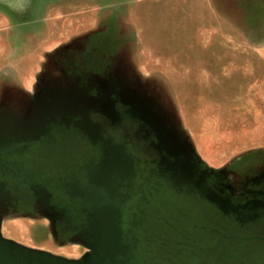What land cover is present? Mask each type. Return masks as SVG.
Instances as JSON below:
<instances>
[{
  "label": "water",
  "instance_id": "1",
  "mask_svg": "<svg viewBox=\"0 0 264 264\" xmlns=\"http://www.w3.org/2000/svg\"><path fill=\"white\" fill-rule=\"evenodd\" d=\"M92 86L60 85L24 119L0 107V201L34 200L90 249L0 236V264H264V190L233 193L142 91Z\"/></svg>",
  "mask_w": 264,
  "mask_h": 264
},
{
  "label": "rangeland",
  "instance_id": "2",
  "mask_svg": "<svg viewBox=\"0 0 264 264\" xmlns=\"http://www.w3.org/2000/svg\"><path fill=\"white\" fill-rule=\"evenodd\" d=\"M173 24L186 28L190 41L211 46H169L164 40L162 46L153 47L143 37L147 26L152 32L161 28L162 34L155 31V40L169 38ZM78 43L96 46V52L115 59L113 64L124 72L130 87L156 102L200 162L220 170L235 191L243 190L254 172H264V79L257 74L247 78L238 70L230 75L231 69L227 74L218 72L220 80L195 75L191 80L196 84L188 85L179 102L181 95L174 87L180 93L184 79L173 78L175 67L183 70L176 61L185 54L195 60L218 55L245 64L246 57L256 60L264 55V0H0V104L7 102L8 88L32 91L35 80L50 68L51 54L59 55ZM165 69L169 86L162 77ZM199 85L209 87L204 95L191 90ZM189 113L196 128L208 123L205 133L211 142L198 139L205 155L195 141L196 129L186 124L184 116ZM218 115L220 121L227 118L223 120L227 124L215 133L210 124ZM226 140L233 142L220 151ZM0 236L68 260L80 259L90 249L77 233L57 225L37 202L19 196L0 201Z\"/></svg>",
  "mask_w": 264,
  "mask_h": 264
},
{
  "label": "flooded vegetation",
  "instance_id": "3",
  "mask_svg": "<svg viewBox=\"0 0 264 264\" xmlns=\"http://www.w3.org/2000/svg\"><path fill=\"white\" fill-rule=\"evenodd\" d=\"M72 45L69 50L59 52L57 55L51 54L49 58L50 68L42 72L41 76L35 80L34 88L29 92V89L23 87L19 93L7 89V102H2L0 107H4L7 111V117H16L24 119L29 110L36 107L43 98L50 95L49 91L54 92L58 86L63 87L71 85H88L89 82L93 85L90 89L85 90L86 96L96 94L94 86L102 84L106 87L118 90H132L127 82V77L123 71H120L119 66L113 64L115 62L112 57L96 52V46L87 45ZM94 45V44H92ZM112 63V64H111ZM81 89L83 87H80ZM111 100L115 99L114 95H110ZM114 109L120 110L119 103L114 102ZM91 118L99 122L101 115L91 113ZM101 123V121H100ZM115 125H122V122H117ZM253 178L246 180V187L243 190L235 191L230 186L233 193L243 194L248 190L263 189L264 190V172L257 171ZM223 178V175L221 176ZM224 179V178H223ZM225 181V180H224ZM228 185V183H226Z\"/></svg>",
  "mask_w": 264,
  "mask_h": 264
},
{
  "label": "crops",
  "instance_id": "4",
  "mask_svg": "<svg viewBox=\"0 0 264 264\" xmlns=\"http://www.w3.org/2000/svg\"><path fill=\"white\" fill-rule=\"evenodd\" d=\"M139 5V4H138ZM142 5V4H141ZM132 7V8H131ZM130 9L133 11V7L134 5L132 6L131 5ZM144 8V6H138V8ZM174 22H178V21H174ZM145 28L142 29V31H144V34H143V37L145 38H148L147 40H149V42L151 43V46L155 47V46H162L163 45V42L164 40L165 41H168L169 42V46H177V47H187L188 45L189 46H194L195 42L193 41H190L188 39V36H187V32L184 31L186 30V28L184 27H181L179 26L178 24H173L172 25V28L171 26L169 27V38H166V37H162L161 39L159 40H155V37L153 35H155V31L156 33L158 34H162L161 33V28H156V29H153V32H152V28H149L147 26H144ZM126 32V31H124ZM217 36V35H216ZM124 40L128 39V38H124ZM151 39V40H150ZM129 41H132L129 40ZM215 42V40H214ZM192 43V44H190ZM194 44V45H193ZM131 45V43H129V46ZM197 46H201V47H206V46H211L210 42H206V44H202L201 42L199 44H197ZM213 46L215 47V43L213 44ZM218 46V45H217ZM154 57H150V60H153ZM222 58L218 55H215V56H207V57H202V56H198V59L195 60L194 57H191V56H188L187 54H185V57L181 56L179 60L176 61L177 64H181L182 65V71H180V68L179 67H173L174 68V72H173V78L175 79H178V78H182L184 79L183 82H182V85H181V88H180V93L178 92L177 90V87L175 86L174 87V90H175V94L178 96V95H181L180 97L178 96V101L180 102V100L184 99V93H185V90L187 89H190V86L188 87V85H194L196 83L192 82V77L197 75L199 77H203V78H216L217 80H220L221 78L219 77V74L218 72H222V73H226V70L229 71L231 69V72H228V74L230 75H233L236 73V71H233V70H238L242 73H244L247 78H250L252 76H255L256 74L258 76H260L261 78L264 79V55H261L259 58H256V60L254 59H250V58H247L246 57V61H248L249 63L248 64H251V65H248V64H245L242 60L241 61H238L236 58L235 59H231V61H227V60H221ZM254 60V61H253ZM154 62V61H153ZM256 62V63H260L261 65L258 66V65H253V63ZM196 63V65H195ZM229 65H226L228 64ZM244 63V64H243ZM196 66V69L197 70H193V68ZM169 68V67H168ZM255 68V69H253ZM253 69V70H252ZM193 70V71H192ZM155 72V70H154ZM158 74V73H157ZM165 80V84L167 86H169V69L164 71V74L162 76ZM172 77V76H171ZM216 84V86L219 85L220 81H214ZM261 87V86H260ZM167 88V87H165ZM206 88H209V87H204L202 85H199V87H191V90L194 91V94H200V95H204L205 93V90ZM261 88H264V86L262 85ZM208 91H211L208 90ZM213 91V90H212ZM216 92V90H214ZM213 91V92H214ZM261 91H263L261 89ZM214 92V93H215ZM183 96V98H182ZM180 98V100H179ZM181 104H184V101L181 102ZM195 105V104H193ZM182 106V105H181ZM219 105H218V109L216 110H219ZM207 108V106H206ZM196 109V108H195ZM198 110V108H197ZM190 113L189 115L187 116H184L186 117L185 120L187 121V125L190 126V128L192 129H196V131H194V137H195V141L196 143L198 144V139H200L202 142H211V140H208V136H209V133H205V128L206 126L208 125L207 122L203 121L204 122V125H200L198 126V128H196V123L192 122L191 118H190ZM227 114L223 115V118L226 117ZM216 117V116H215ZM218 117V119H217ZM215 119V122H214V125L213 124H210V128L213 129V131L216 133L217 132V128L220 127V125H222L223 123H226L224 122L227 118L223 119L222 121H220L221 117L218 115ZM190 119V121H189ZM221 123V124H218V123ZM207 123V124H205ZM227 124V123H226ZM196 126V127H195ZM200 128V130H199ZM237 138H241L240 136H237ZM191 140V138H190ZM192 142V140H191ZM233 141H230V140H226L225 143H224V146L223 144H220L219 146V150L220 151H223V149L225 148V145L228 147V145L230 143H232ZM193 146V145H192ZM198 147H199V144H198ZM199 150L202 152L201 148L199 147ZM203 153V152H202ZM204 154V153H203ZM205 155V154H204Z\"/></svg>",
  "mask_w": 264,
  "mask_h": 264
}]
</instances>
